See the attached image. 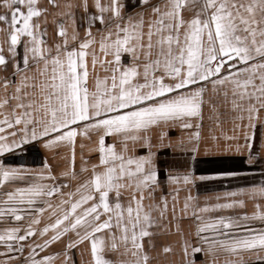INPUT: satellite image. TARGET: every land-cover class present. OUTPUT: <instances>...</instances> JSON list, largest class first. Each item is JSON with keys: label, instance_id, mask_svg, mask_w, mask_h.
Instances as JSON below:
<instances>
[{"label": "snow or ice", "instance_id": "obj_1", "mask_svg": "<svg viewBox=\"0 0 264 264\" xmlns=\"http://www.w3.org/2000/svg\"><path fill=\"white\" fill-rule=\"evenodd\" d=\"M206 118L221 129L211 144ZM258 124L264 0H0V157H58L0 159V264H76L81 246L88 264H198V253L199 264H264V227L251 223L264 224V179L203 206L191 193L247 180L198 175L221 138L264 177ZM246 199L251 213L204 215Z\"/></svg>", "mask_w": 264, "mask_h": 264}, {"label": "crops", "instance_id": "obj_2", "mask_svg": "<svg viewBox=\"0 0 264 264\" xmlns=\"http://www.w3.org/2000/svg\"><path fill=\"white\" fill-rule=\"evenodd\" d=\"M206 116H207V111H206ZM209 129H212L215 131L216 135H220L221 129L216 127V125L208 120L207 118L205 119L204 122V128L202 131V134L207 141V143L211 144V140L209 139L210 137V131ZM223 130L228 132V134H231V124L230 122L225 123L223 125ZM170 135L173 137L179 135L180 130L177 129H170L169 130ZM264 136V129L260 127V125H257L256 128V140L257 142H260L261 137ZM241 145H243L244 141L241 139L239 141ZM226 144H231L233 148H235V145L237 144V141H226L224 139L219 140V145H220V151H214L210 153L207 156H201V159L203 163L200 165L201 169L203 170L199 174H204V175H210L211 172L215 169H232V170H237L241 172L242 174L247 173V180L244 179H233V178H219V179H214V180H207V181H198L197 184L191 188V193L193 196H197L198 203L203 206L206 202L208 204H212L217 202L215 200L216 196L221 197V201H224L223 193L227 191H234L238 187H246L248 182H255L259 183L264 177L261 176L259 167L253 168L251 166H247L245 163V158L247 155V149H243L241 152H225L223 151V148ZM203 148L204 145L202 144L201 146V152L203 153ZM54 152L49 151L43 148L39 149V155H36L34 151H30L28 153H23L20 151H16L14 154H4L0 159H3V161L6 164H11L13 166L24 163L26 165L32 166V167H38L40 164V161L43 158H47L49 163L55 164L58 160V157L54 158ZM63 153H61L62 155ZM262 155H264V152H262ZM77 161H79V147H77ZM181 203L183 202V196L185 195L184 192H181ZM239 198V197H237ZM254 201L250 199H246V206L244 208H235L233 210H227L224 212L221 211H212L208 213H204L206 217H212V216H218V215H232L235 213H242L247 211L248 213H251L254 211ZM253 225L256 227H264V224H261L260 221H252L251 222ZM183 226L185 229V232L187 233L189 231V222L184 221ZM195 239V237H192ZM161 239H171L175 240L174 236H169V237H162ZM57 249L60 247V245L55 246ZM155 254V253H154ZM72 258L75 260L76 264H88V261L90 259L89 254L86 250V246H81L79 249H74L72 251ZM175 260L179 259V256H174L172 257ZM225 258V254H220L219 259L223 261ZM61 259H63L61 257ZM196 259L198 261V264L201 260L204 259L202 254H196ZM56 264H60V261L58 260Z\"/></svg>", "mask_w": 264, "mask_h": 264}]
</instances>
